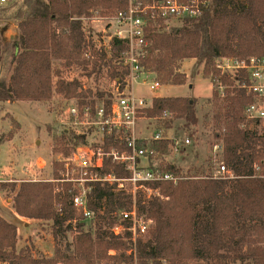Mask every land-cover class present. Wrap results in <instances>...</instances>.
Instances as JSON below:
<instances>
[{"label": "trees", "instance_id": "trees-1", "mask_svg": "<svg viewBox=\"0 0 264 264\" xmlns=\"http://www.w3.org/2000/svg\"><path fill=\"white\" fill-rule=\"evenodd\" d=\"M98 8L112 12L114 8H125V1L12 0L0 4V23L18 28L10 37L0 29V103L48 101L58 93L78 103L80 120L87 106L96 116L99 102L88 99L91 89L83 88L77 80L65 79L64 74L74 65H91L89 75L96 80L102 78L105 69L110 78L119 82L128 74L122 59L126 42L113 39L108 46L98 47L91 27L83 20ZM147 33L151 46L142 65L160 84H184L187 74L180 70L181 64L185 59L196 58L204 61V74L213 85L225 87V127L216 136L222 135V161L236 177L214 178L213 172L199 176L183 173L173 164L159 165L180 178L177 182L152 183L163 198L143 203L144 197L139 193L140 212L154 223L137 244L136 263L264 264V127L258 130V125L245 117L254 95L238 85L245 80L244 73H222L216 67V60L223 56L264 59V0H210L200 16L180 19L165 30L152 27ZM214 96L218 97L217 90ZM99 98L109 111L110 100L102 93ZM166 113L187 123L198 121L194 100L183 96L155 97L141 115L160 118ZM98 130L94 124L82 130L64 129L54 150L64 157L87 145L94 148L105 144L121 152L128 150L129 134L119 130L96 133ZM94 133L97 135L92 137ZM13 134L11 131L9 138ZM169 143L168 139L153 141L152 147L162 157ZM138 144L144 145L145 140L139 139ZM62 165L59 161L54 163L55 178H61ZM255 165L261 167L259 172ZM102 172L131 174L111 159H105ZM11 185L13 189L16 186ZM75 193L70 183L61 186L52 181L22 182L14 197L16 214L52 221L54 255L37 258L29 247L17 250L18 228L0 215V262L134 264L135 256L129 254L133 245L130 233L116 236L111 231L119 222V212L132 208V193L117 188V183L95 184L89 194L93 220L86 219L73 205ZM247 223H254L252 227L257 231L250 234ZM111 249L115 250L114 256L108 254Z\"/></svg>", "mask_w": 264, "mask_h": 264}, {"label": "rangeland", "instance_id": "rangeland-1", "mask_svg": "<svg viewBox=\"0 0 264 264\" xmlns=\"http://www.w3.org/2000/svg\"><path fill=\"white\" fill-rule=\"evenodd\" d=\"M116 9L106 12L105 9L98 8L96 10L98 15L95 11L96 13L94 12L90 17L83 18L91 27L93 39L98 47L104 46V43L105 46L109 45V40L100 31H103L108 24V17ZM174 23L178 24L179 20ZM0 29L6 37L14 35L18 30L17 26L4 22L0 23ZM90 55L88 52L87 57L89 58ZM56 63L58 64L59 61ZM90 69L91 65L88 68L83 65H74L70 70L65 71L64 78L71 81L77 80L83 88L91 89L92 93L88 99L97 100L98 106L104 104L102 98H99L100 93L104 98L107 90L116 94L118 88L122 89V86L125 88L127 82L131 80L125 76L121 85H119L120 82H116V79H109L104 75L96 80L94 75H89ZM180 70L187 74L184 84H160L159 88L151 89L150 85L156 78L155 75L149 74L148 78L142 75V78L135 80L130 90L137 97L144 98L148 105H152L155 97L192 98L195 102L197 123H187L185 119L176 118L171 113L164 114L160 118H150L140 113L134 129L135 136L143 139L151 138L160 131L169 137L167 153L162 157L159 155L155 157L151 161L152 164L158 166L173 164L183 173L190 172L199 176L211 172L215 174L222 161V150L215 147L219 144L223 145L222 135L217 137L216 133L221 134L225 127L224 117L227 110L223 92L225 87L219 84L213 85L211 78L204 74V61L199 59H185ZM146 79L148 81L144 83ZM215 90L218 91L217 98L214 96ZM74 103L75 100L66 99L58 93H54L48 101L17 100L0 103V215L14 222L18 228L17 250L29 247L37 258L54 255L52 221L17 215L14 209V197L22 182L41 180L58 183L56 181L58 178L54 176V163L57 161L63 164L59 171L62 178L65 157L54 148L59 146L58 142L61 141L63 130L71 127L82 130L89 127L87 122L96 120L91 114L84 122L74 118L69 111ZM257 127L261 131L264 124ZM11 131L14 134L9 138ZM96 133H100L99 130ZM95 135L97 134H92V137ZM187 138L190 139V143H185ZM175 141L180 142L179 152L173 149ZM11 184L16 185L14 189ZM60 185L63 186L62 183ZM253 224L247 223L250 234L257 231L252 227ZM88 227L89 222L86 228ZM69 238H72V234H69ZM103 263L109 264V262ZM237 264H249V262Z\"/></svg>", "mask_w": 264, "mask_h": 264}, {"label": "built area", "instance_id": "built-area-1", "mask_svg": "<svg viewBox=\"0 0 264 264\" xmlns=\"http://www.w3.org/2000/svg\"><path fill=\"white\" fill-rule=\"evenodd\" d=\"M11 1L0 0V4H7ZM123 1H125V8L116 9L108 17V24L100 32L104 33L109 43L113 39H119L125 41L128 45L122 58L123 64L128 69L126 77L131 80L127 82L123 90L118 88L116 94L107 90L105 99L110 100L109 111L106 112L104 104L102 106L97 105L96 120L90 123L87 122V124H94L101 132L111 133L114 130H119L124 134H129L127 138L128 150L121 152L115 147H109L105 144L94 148L89 145L78 147L73 153L63 159V176L60 179H56V181L73 185V188L76 189L72 199L73 205L88 220H93L94 218V212L89 208V194L95 184L117 183V188L126 189L132 193L134 197L132 208L123 209L119 212V222L111 228V231L116 236H123L125 231L130 233L129 238L133 245L129 250V254L132 253L135 256L134 264H137V244L148 233L154 223L152 218L140 212L137 204L138 195L139 193L143 194V203H148L153 198H163L160 189L154 187L152 183L160 181L177 182L180 177L164 171L160 166L151 162L158 156V152L152 147L153 141L169 140V137L159 131L151 138L144 137V145L138 144L139 139L143 138L135 136L136 123L141 111L151 105H148L144 98L137 97L130 89L131 86L133 87L135 80L142 78V75H146L148 78L150 74L144 70L142 65V59L147 56L151 46V41L147 36L148 30L152 27L165 30L170 28L174 21L198 17L210 0ZM96 14L98 15V12ZM218 59L216 67L222 73L232 75L238 72L244 73L245 80L241 83L238 82V85L247 88L254 95V100L245 109V117L258 126L264 124V59L258 57L249 59L220 57ZM104 76L110 79L107 71ZM117 81L119 82V79ZM147 81V79L144 80V83H147ZM119 85H121V82ZM159 86L160 83L156 79L150 85L151 89H157ZM109 94L111 95L109 96ZM69 111L74 118L80 119L78 103L75 102L69 108ZM83 113L84 118L81 122L89 119L91 114L90 107H85ZM185 143H190V139H185ZM180 147V142L175 141L173 149L179 152ZM215 148H220L223 151V145L221 144ZM105 159H111L115 164L124 165L130 171V176L103 173L102 169ZM255 169L259 172L261 167L255 165ZM235 177V174L221 161L214 178L231 179ZM108 254L114 256L115 250H109ZM1 263L9 264L8 262Z\"/></svg>", "mask_w": 264, "mask_h": 264}]
</instances>
